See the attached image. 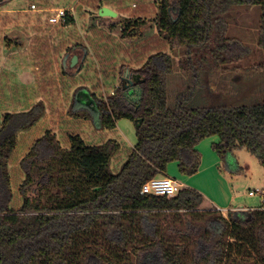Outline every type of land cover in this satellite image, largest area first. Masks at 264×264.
<instances>
[{
  "label": "trees",
  "instance_id": "1",
  "mask_svg": "<svg viewBox=\"0 0 264 264\" xmlns=\"http://www.w3.org/2000/svg\"><path fill=\"white\" fill-rule=\"evenodd\" d=\"M98 1L93 20H102L99 10L108 5ZM244 5L261 6L259 46L264 52V0H158L155 16H122L116 10L118 17H111L108 29L138 47L149 39L158 41L155 25L164 45L185 48L188 54L208 44L216 32L214 52L219 55L230 50L226 15ZM62 22L74 24L75 18L67 13ZM179 66L198 81L189 55ZM126 68L121 66L120 73ZM173 71L172 55L158 51L139 68L128 69L133 83L127 87L121 82L106 98L86 90L76 94L73 108L82 103L83 117L100 131L114 130L121 119L135 122L136 144L113 167L112 157L121 148L117 139L92 144L69 132L68 146H63L55 131L46 130L20 160L24 177L17 208L11 206L10 158L19 133L35 125L46 105L38 101L28 110L3 114L0 264H264V209L230 210L224 216L217 209L200 210L204 196L192 188H180L171 197L143 192L147 181L167 176L171 162L182 173H196L201 162L197 145L211 136L220 139L214 149L222 159L246 149L264 167V97L254 103L221 106L212 99L199 104L192 100L197 82L170 106L168 77ZM56 186L64 198L50 196ZM148 220L153 233L145 229ZM201 220L206 226L197 254L198 239L187 229ZM175 238L190 242L181 247Z\"/></svg>",
  "mask_w": 264,
  "mask_h": 264
},
{
  "label": "rangeland",
  "instance_id": "2",
  "mask_svg": "<svg viewBox=\"0 0 264 264\" xmlns=\"http://www.w3.org/2000/svg\"><path fill=\"white\" fill-rule=\"evenodd\" d=\"M103 1L122 16H155L158 2ZM99 2L0 1V123L6 112L28 110L38 101L46 105L45 114L35 125L19 133L18 145L10 158L14 193L11 206L14 208L22 203L19 188L24 172L20 160L33 141L48 129L57 133L63 146H68L69 132L79 133L92 144L115 138L121 143V148L112 157L113 167L126 159L137 141L135 122L121 119L114 130L100 131L83 117L82 103L77 102L75 108L72 104L76 94L80 96L84 90L106 98L121 82L127 87L130 79L128 69L139 68L153 53L165 51L174 60V71L168 77L167 99L170 106H174L179 93L187 92L197 82L196 95L192 100H197L199 104L210 103L212 99L221 106L254 103L264 97V52L259 46L261 6L244 5L230 9L226 15L230 50L216 55V32L208 44L191 48L189 54L185 48L171 50L164 45L155 25L153 34L158 41L155 43L149 39L148 43H151L144 51L146 42L138 47L125 43L117 31L113 33L108 29L111 17L92 19ZM33 3L36 9L31 8ZM58 8L72 14L75 23H51L48 18ZM117 17L118 14L113 18ZM93 22L97 24L95 29L91 28ZM188 55L198 70L197 82L193 73L180 69L179 64L185 62ZM123 65L127 68L120 73ZM75 111L79 112V117ZM216 143H220L219 137L211 136L197 145L201 162L196 173H182L175 161L169 163L167 174L176 180L178 189L192 188L203 194L200 210L217 209L227 216L230 210L234 212L259 206L261 196L249 194L250 190L264 188V167L258 158L246 149H239L222 159L214 149ZM49 194L60 199L65 197L57 186ZM194 223L187 231L198 239L195 246L198 254L200 245L204 243L200 233L206 226V220ZM145 229L153 233V223L145 221ZM174 240L181 247L190 242L182 238Z\"/></svg>",
  "mask_w": 264,
  "mask_h": 264
},
{
  "label": "built area",
  "instance_id": "3",
  "mask_svg": "<svg viewBox=\"0 0 264 264\" xmlns=\"http://www.w3.org/2000/svg\"><path fill=\"white\" fill-rule=\"evenodd\" d=\"M32 9H36V4H31ZM67 12L63 8H58L55 10L54 14L48 18V20L57 24L65 20ZM143 192L148 194L160 195V196H174L178 192V187L176 181L168 176H158L150 179L143 185ZM250 195L261 196L260 205L254 208L248 209H264V188L250 190Z\"/></svg>",
  "mask_w": 264,
  "mask_h": 264
},
{
  "label": "water",
  "instance_id": "4",
  "mask_svg": "<svg viewBox=\"0 0 264 264\" xmlns=\"http://www.w3.org/2000/svg\"><path fill=\"white\" fill-rule=\"evenodd\" d=\"M117 14H118V13H117L115 10L111 9V8L108 7V6H103V7H101V9L99 10V15H101V16L116 17ZM128 81H129L130 84L133 83L131 79H129ZM124 87H126V86H124Z\"/></svg>",
  "mask_w": 264,
  "mask_h": 264
},
{
  "label": "crops",
  "instance_id": "5",
  "mask_svg": "<svg viewBox=\"0 0 264 264\" xmlns=\"http://www.w3.org/2000/svg\"><path fill=\"white\" fill-rule=\"evenodd\" d=\"M105 6H108V5H105ZM109 7V6H108ZM168 177H170L168 174H167ZM172 178V177H171ZM174 179V178H173ZM175 180V179H174ZM176 181V180H175ZM181 185V184H180ZM247 208H254V207H247Z\"/></svg>",
  "mask_w": 264,
  "mask_h": 264
}]
</instances>
